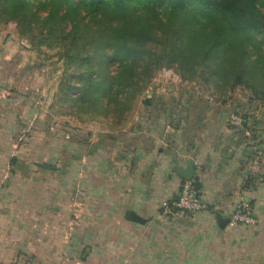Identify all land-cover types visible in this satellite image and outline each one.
Masks as SVG:
<instances>
[{
    "label": "crops",
    "instance_id": "1",
    "mask_svg": "<svg viewBox=\"0 0 264 264\" xmlns=\"http://www.w3.org/2000/svg\"><path fill=\"white\" fill-rule=\"evenodd\" d=\"M183 121L169 131L159 119L143 125L146 134L92 151V190L103 183L105 212L92 213V241L85 234L83 246L82 232L65 224L68 216L30 214L21 224L25 215L12 214L0 199V264H264L262 138L245 119L229 126L205 117L196 131L184 130ZM102 154L104 177L97 174ZM190 158L206 208L166 213L162 201L177 197L184 181L174 167ZM249 205L256 224L230 221L236 207ZM128 210L141 221L125 217ZM99 222L106 224L98 231Z\"/></svg>",
    "mask_w": 264,
    "mask_h": 264
},
{
    "label": "rangeland",
    "instance_id": "2",
    "mask_svg": "<svg viewBox=\"0 0 264 264\" xmlns=\"http://www.w3.org/2000/svg\"><path fill=\"white\" fill-rule=\"evenodd\" d=\"M29 39L20 36L14 22L0 23V199L12 214L25 215L21 224L30 214L65 215V224L82 232V246L85 234L92 241V213L105 212L99 196H104L103 183L100 192L92 190V151L104 149L111 139L146 134L144 124L153 127L160 119L170 131L185 120L184 130L196 131V120L219 118L232 126L235 116L249 122L264 142V99L252 98L243 86L222 94L200 80L182 81L174 66L161 68L125 118L117 112L102 115L64 95L66 82L76 83V65L66 68L58 49L38 36ZM96 201L100 206H92ZM98 224L99 231L106 223Z\"/></svg>",
    "mask_w": 264,
    "mask_h": 264
},
{
    "label": "trees",
    "instance_id": "3",
    "mask_svg": "<svg viewBox=\"0 0 264 264\" xmlns=\"http://www.w3.org/2000/svg\"><path fill=\"white\" fill-rule=\"evenodd\" d=\"M9 21L76 65L64 95L102 115L125 118L155 72L172 66L182 81L264 99V0H0V23ZM175 198L161 210L181 212Z\"/></svg>",
    "mask_w": 264,
    "mask_h": 264
},
{
    "label": "built area",
    "instance_id": "4",
    "mask_svg": "<svg viewBox=\"0 0 264 264\" xmlns=\"http://www.w3.org/2000/svg\"><path fill=\"white\" fill-rule=\"evenodd\" d=\"M241 121L235 116L231 117L229 124L232 126H239ZM201 190L193 181H183L180 186L178 196L171 202V206L181 212H195L206 208V205L201 201ZM163 208L168 207L167 201H162ZM253 209L246 207H236L232 214L230 221L232 223H241L245 225H252L255 223V218L252 215Z\"/></svg>",
    "mask_w": 264,
    "mask_h": 264
},
{
    "label": "water",
    "instance_id": "5",
    "mask_svg": "<svg viewBox=\"0 0 264 264\" xmlns=\"http://www.w3.org/2000/svg\"><path fill=\"white\" fill-rule=\"evenodd\" d=\"M193 164L194 162L191 158L187 159L183 167H174V171L178 176H180L181 179H183L184 181H189L192 179L194 174ZM125 217L131 220L141 221V219L137 217L134 212L129 210L125 212Z\"/></svg>",
    "mask_w": 264,
    "mask_h": 264
}]
</instances>
